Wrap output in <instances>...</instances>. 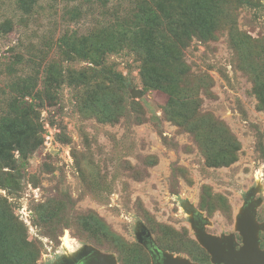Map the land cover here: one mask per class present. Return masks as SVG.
<instances>
[{
  "label": "rangeland",
  "instance_id": "374dc122",
  "mask_svg": "<svg viewBox=\"0 0 264 264\" xmlns=\"http://www.w3.org/2000/svg\"><path fill=\"white\" fill-rule=\"evenodd\" d=\"M220 2L212 35L193 36L164 59L151 33L140 32L139 12L150 0H0V133L31 146L26 158L13 149L0 162V178L13 188L0 185V206L24 227L35 264L72 263L90 246L118 264H153L145 233L162 251L207 264L192 210L207 218L208 233L235 235L240 245L236 218L255 193L264 225V110L251 70L264 74V0ZM109 42L119 51L103 63L125 78L126 90L98 75L90 55L67 54L102 52ZM44 68L58 87L45 90ZM32 75L42 95L26 99L32 123L13 139L4 114L14 97L21 103L16 83ZM149 80L175 86L179 105L199 99L188 111L193 130L169 118L170 95L148 88ZM210 120L240 144L227 164L209 158L226 136ZM88 214L108 230L84 229L80 217ZM259 236L264 247V230Z\"/></svg>",
  "mask_w": 264,
  "mask_h": 264
},
{
  "label": "trees",
  "instance_id": "16d2710c",
  "mask_svg": "<svg viewBox=\"0 0 264 264\" xmlns=\"http://www.w3.org/2000/svg\"><path fill=\"white\" fill-rule=\"evenodd\" d=\"M150 1L153 3V6H148L147 9H142L139 12L140 32L151 33L152 45L157 50V54L164 59H168L171 53L175 52L174 49L187 46L188 41L193 36L208 39L212 35L219 11L221 14L224 12L222 11L220 0ZM114 51H119L118 47L109 42L103 46L102 52L97 51L96 53L90 54L89 51L78 49L70 50L67 54H74L75 57H83L84 59H88L87 55H90L88 60L96 67L93 69L98 75H106L110 80L117 82L122 89L126 90L125 78L118 73L109 72L110 70L103 63L105 54ZM251 70L254 72L255 93L259 98L260 108L264 110V74L260 72L258 67H251ZM42 73L44 74L43 85L45 90L51 87L52 89L58 87L51 70L44 68ZM39 81L40 79L36 75H32L16 83L17 88L15 90L20 97L17 100H20L21 103L20 105H15L16 97H14L13 102L10 103V109L6 111L3 118V124L7 126V131L13 139L16 136L15 132L18 128L25 125H27L28 129L30 128L29 124L32 123L30 111H32L33 105L26 99L32 100L33 102L41 98L42 89L39 88ZM148 83V88L160 89L170 95L166 109L169 118L181 126L188 125L191 128L192 122L188 111L198 107L199 99L193 96V100H186L179 105L175 86L164 82H156L155 80H149ZM208 118L207 115L198 114L197 119L205 122ZM209 128L212 131L217 130L226 135L223 138L222 134L219 135L216 140L218 148L215 154H212L213 156L210 155L209 158L212 161H216L219 165L227 164L235 158V152L240 148V144L223 123L210 120ZM30 148H25V145L21 144L18 139H14L11 142L5 137H2L0 133V162L6 160L8 157L7 154L13 149L18 150L20 155L26 158V154ZM0 185L13 190L12 185L5 177L0 178ZM49 211L48 209L47 212ZM80 223L84 229H88V227L95 229L96 226V228L99 227L100 229L108 230L107 225L101 223L92 214L81 216ZM0 247H2L0 251V264L12 263L16 260L20 261L21 264H35L37 261V256L30 251L33 247L26 239L24 227L17 222L9 209L6 207L2 208L1 206Z\"/></svg>",
  "mask_w": 264,
  "mask_h": 264
},
{
  "label": "water",
  "instance_id": "95a60500",
  "mask_svg": "<svg viewBox=\"0 0 264 264\" xmlns=\"http://www.w3.org/2000/svg\"><path fill=\"white\" fill-rule=\"evenodd\" d=\"M133 98H142L141 90L132 89ZM256 196V193L253 195ZM259 201L252 199L246 202L241 213L236 218V230L241 237L239 245L236 236L218 237L206 231L208 220L203 217L202 212L194 210V213L200 217L205 224L198 226L193 223L192 228L195 231L196 240L207 251L211 257V264H264V248L261 247L260 232L264 230V225L257 219ZM147 238L151 239L150 233H145ZM150 240L143 241L142 244L148 248ZM157 255H161V261L153 264H197L186 258L175 256L165 251L154 250ZM68 264V263H65ZM78 264H118L117 258L113 254L105 253L90 246L79 257Z\"/></svg>",
  "mask_w": 264,
  "mask_h": 264
},
{
  "label": "flooded vegetation",
  "instance_id": "af4514ba",
  "mask_svg": "<svg viewBox=\"0 0 264 264\" xmlns=\"http://www.w3.org/2000/svg\"><path fill=\"white\" fill-rule=\"evenodd\" d=\"M254 194H252L249 198H248V200H247V202H250L252 199H256V196L254 197L253 196ZM194 210H197V209H193L192 210V212H193V219H192V224L193 223H196L198 226H201V225H203V224H205V222L200 218V217H198L195 213H194ZM199 211V210H198ZM200 212V211H199ZM204 217V216H203ZM257 217H258V215H257ZM207 223V225H208V222H206ZM207 231V230H206ZM261 233V232H260ZM141 239L143 240V241H145V240H150V238H147L146 237V235H144V234H141ZM241 241V240H240ZM150 243H152V245L150 244V246L147 248V250L149 251V253H150V255H151V258H152V261L153 262H158V261H161V255H157V253H155L154 252V250H158V251H162L161 249H159L158 247H157V245H156V243L154 242V241H152L151 242V240H150ZM262 247V246H261ZM262 248H264V247H262ZM78 259L79 258H77L74 262H72V263H70V262H61V263H59V264H65V263H68V264H78ZM207 264H211V260H210V262L209 263H207Z\"/></svg>",
  "mask_w": 264,
  "mask_h": 264
},
{
  "label": "bare ground",
  "instance_id": "6f19581e",
  "mask_svg": "<svg viewBox=\"0 0 264 264\" xmlns=\"http://www.w3.org/2000/svg\"><path fill=\"white\" fill-rule=\"evenodd\" d=\"M67 240H68V239H67V237H66L64 241H67Z\"/></svg>",
  "mask_w": 264,
  "mask_h": 264
}]
</instances>
